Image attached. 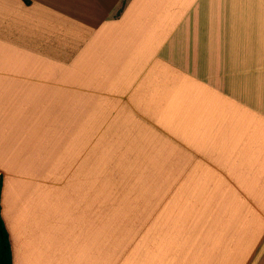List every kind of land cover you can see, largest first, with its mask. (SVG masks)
I'll use <instances>...</instances> for the list:
<instances>
[{"label": "crops", "instance_id": "1", "mask_svg": "<svg viewBox=\"0 0 264 264\" xmlns=\"http://www.w3.org/2000/svg\"><path fill=\"white\" fill-rule=\"evenodd\" d=\"M11 264H264V0H0Z\"/></svg>", "mask_w": 264, "mask_h": 264}, {"label": "trees", "instance_id": "2", "mask_svg": "<svg viewBox=\"0 0 264 264\" xmlns=\"http://www.w3.org/2000/svg\"><path fill=\"white\" fill-rule=\"evenodd\" d=\"M0 264H11L8 234L0 216Z\"/></svg>", "mask_w": 264, "mask_h": 264}]
</instances>
